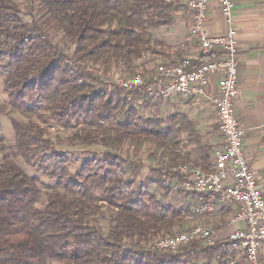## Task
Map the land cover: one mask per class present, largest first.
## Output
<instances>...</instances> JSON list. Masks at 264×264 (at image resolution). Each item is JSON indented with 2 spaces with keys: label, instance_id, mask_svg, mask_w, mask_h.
Masks as SVG:
<instances>
[{
  "label": "trees",
  "instance_id": "obj_1",
  "mask_svg": "<svg viewBox=\"0 0 264 264\" xmlns=\"http://www.w3.org/2000/svg\"><path fill=\"white\" fill-rule=\"evenodd\" d=\"M184 2L0 0L3 92L11 111L27 119L11 118V152L57 186L39 208V179L12 160L0 161V264H224L231 259L230 242L152 248L157 238L183 230L192 214L190 203L179 209L167 204V197L207 198L179 187V169L193 164L209 171L213 151L184 114H141L137 103L152 100L147 92L152 78L130 92L108 80L114 68L134 73L141 60L168 55L153 33L171 26ZM208 59L200 57L193 67ZM53 123L76 130L79 142L103 152L72 173L71 159L48 137ZM5 149L0 138V154ZM152 187L163 194L157 196ZM103 210L112 218L107 234L95 224Z\"/></svg>",
  "mask_w": 264,
  "mask_h": 264
},
{
  "label": "built area",
  "instance_id": "obj_2",
  "mask_svg": "<svg viewBox=\"0 0 264 264\" xmlns=\"http://www.w3.org/2000/svg\"><path fill=\"white\" fill-rule=\"evenodd\" d=\"M210 0H185L192 16V36L199 44L201 55L208 60L194 66L192 58H182L176 63L163 64L157 69L154 83L147 92L153 100H167L173 95L186 99L205 97L212 78H216L218 93L210 97L217 107L219 129L223 147L214 151L211 170L204 171L192 165L181 166L182 181L179 187L189 194L206 196L195 207L198 218L213 214L216 204L235 206L234 221L244 223L243 229L233 232L229 239L238 245L245 264H264V195L255 174L243 151L245 131L236 109L239 80V40L232 26L222 34L210 36L205 28ZM221 13L231 24L233 0H217ZM146 77L139 73L127 78H118L116 85L127 92L142 86ZM200 241L204 246H213L215 233L201 225L185 232L156 239L153 249H179L191 241ZM226 264H236L228 260Z\"/></svg>",
  "mask_w": 264,
  "mask_h": 264
},
{
  "label": "crops",
  "instance_id": "obj_3",
  "mask_svg": "<svg viewBox=\"0 0 264 264\" xmlns=\"http://www.w3.org/2000/svg\"><path fill=\"white\" fill-rule=\"evenodd\" d=\"M233 2V17L229 24L221 13L217 0H210L205 28L210 36L222 34L231 26L237 31L240 69L235 110L245 131L243 151L246 160L264 195V0H233ZM174 18L171 26L153 33L154 38L167 47L168 54L165 58L154 59L162 60L164 64L176 63L185 57L199 59L202 57L201 50L191 34L193 21L185 3L178 5ZM149 60H141L139 65L142 66ZM145 72L146 79L154 80L157 75V70L146 69ZM217 93V80L212 78L205 97L186 99L177 94L167 100L139 101L137 106L143 116L155 115L166 118L175 114H184L195 125L203 143L210 146L214 153L222 148L224 143L219 129V110L210 101V97L216 96ZM189 165L193 166V164ZM211 165L213 166V162ZM186 198L193 206V210L202 201V198L195 199L192 195ZM215 206L216 210L213 214L200 220L197 217H188L187 221L190 219L191 221L187 225L192 223L193 226L195 223L198 225L202 221L201 226L214 231L217 242L231 243L230 235L236 230L243 229L245 224L234 221L235 206L219 204ZM230 246L232 247L230 260H235L236 264H245L238 245L231 243Z\"/></svg>",
  "mask_w": 264,
  "mask_h": 264
},
{
  "label": "rangeland",
  "instance_id": "obj_4",
  "mask_svg": "<svg viewBox=\"0 0 264 264\" xmlns=\"http://www.w3.org/2000/svg\"><path fill=\"white\" fill-rule=\"evenodd\" d=\"M14 1L16 2L18 1L20 5L25 4V0H14ZM163 64L164 62L162 60L154 59L152 61L150 59L146 64L140 66L142 68H139L138 71L136 70L134 73H127V71H124L123 69L114 68L113 73H111L112 75L109 76L108 80L110 82L112 81L113 83H115L118 78L131 77L136 73H139L145 77L146 69L150 71L157 70ZM141 69L144 71H142ZM3 91H4V77H0V138L3 140V142L6 145L5 151L0 154V161H3L5 159L12 160L16 162L29 176L37 177L39 179L41 183L40 185L41 194L37 206L41 208L48 202V192L52 190H56L57 186L54 181L49 179L46 175L40 173L36 167L29 165L24 159L20 157H15L12 154L11 150L15 145V134L12 128L11 118H18L19 120H24V121H27V119L24 116L11 111V108L9 106L8 96ZM48 131H49L48 137L52 141L54 145V149L57 152L68 155L69 158L71 159L72 173H75L76 170H78V168L81 166L82 162L85 159L93 158L96 154H101L103 152V149L100 147L87 146V145L85 146L81 142H79V140L75 137L76 130L64 129L53 123L49 126ZM141 177L142 175L139 177V180L141 179ZM152 191L155 192V194H157V196L159 197L163 194L162 190L156 187H152ZM101 198H102L101 192L99 191L96 192L95 193L96 202L100 203ZM165 201L167 204L174 205L176 208L179 209H186L187 208L186 206L190 203V201H188L184 195L180 196L177 193H173L172 195L167 197ZM190 217L196 218L194 210H193V215ZM200 219L201 218H199V220ZM111 220H112L111 215L105 212V210H103L102 213H100L95 217V224L101 228L104 234H107L108 227L111 224ZM190 221L188 220L187 223H190ZM192 224L190 225L186 224V227L183 230L174 229L172 233L164 234L162 237L171 234L173 235L181 231L185 232V230L193 226ZM201 224H203L202 221ZM201 224L199 223L198 225ZM194 226H196V223ZM50 264H61V263L51 262Z\"/></svg>",
  "mask_w": 264,
  "mask_h": 264
}]
</instances>
